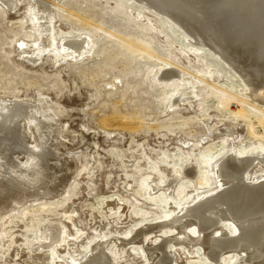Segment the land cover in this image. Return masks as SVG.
I'll return each mask as SVG.
<instances>
[{
  "label": "rangeland",
  "instance_id": "1",
  "mask_svg": "<svg viewBox=\"0 0 264 264\" xmlns=\"http://www.w3.org/2000/svg\"><path fill=\"white\" fill-rule=\"evenodd\" d=\"M52 1L56 3L54 32L91 36L93 50L88 56L73 61L48 52L30 58L35 52L27 12L31 0H18L16 8L0 5V99L26 101L33 115L40 105L50 121L46 127L51 125L54 131V138L48 141L51 180L45 190L43 185L26 182L24 154H12L10 168L23 185L15 194L19 201H0V234L4 238L0 236V264H41L47 253L45 234L61 227L64 242L53 247L44 264H61L71 255L79 260L91 254L97 240L109 242L108 251L116 264H147L143 251L140 259L129 250L116 253L121 239L167 217L169 206H162L158 198L151 201L148 185L181 172L170 200L174 208L181 199L190 201L193 196L186 194V187L190 194L196 190L193 185L201 187L200 181L207 180L206 185L213 189L217 183L211 170L222 153L232 151L234 145L252 150L264 146V106L255 103L260 108L257 111L238 102L234 97L240 94L234 85L232 94L209 89L208 99L173 107L178 81L163 84L157 74L167 65L183 69L189 72L185 84L192 87L196 82L193 72L200 66L187 58L174 23L151 10L145 13L131 0ZM202 55L229 81L241 83L236 77L232 80L226 65ZM27 125V120L19 121L24 140L33 145ZM228 129L234 131L233 140L223 142L220 133ZM189 163L200 168L192 183L181 176ZM168 182L158 185L161 189L156 196L164 197ZM184 193L186 197L179 199ZM133 209L138 213L129 215ZM143 212L153 217L147 218ZM123 231L133 233L124 235ZM175 234L173 229L163 228L153 244ZM170 250L185 252L186 248L171 244ZM234 257V252L225 253L220 264H233ZM176 264L215 263L196 249L186 259L182 255Z\"/></svg>",
  "mask_w": 264,
  "mask_h": 264
},
{
  "label": "bare ground",
  "instance_id": "2",
  "mask_svg": "<svg viewBox=\"0 0 264 264\" xmlns=\"http://www.w3.org/2000/svg\"><path fill=\"white\" fill-rule=\"evenodd\" d=\"M131 1L136 2L145 13L151 10L174 23L173 27L179 33V38L183 40L186 47L185 53L188 52L187 58L191 59V63L200 65H198L199 67L194 66L196 73L193 72V78L196 82L192 87L185 84L188 81L185 75L189 72L183 69L167 65L168 67H162L159 71L157 80L160 83L169 84L178 81L180 86L176 95L171 99V106H181L188 101L195 103L204 101L208 97L209 89L232 94L235 85L237 94L239 93L240 96L235 93L234 98L238 102L243 101L248 106L260 111L256 105L258 102V105L264 106V0ZM17 2L18 0H0V5L7 9L16 8ZM54 7H56V3L52 0H31L27 6L35 41V52L30 55V58H37L48 52H54L56 58L72 59L73 61L88 56L93 50L91 36L83 33H61L58 35L54 32ZM135 15L141 17L143 13L136 12ZM202 53L208 55L212 60L226 65L232 80L235 82L237 78L236 81L239 80L241 83L234 84L233 81H229L227 77L216 70L213 64L207 61L206 56ZM29 105L28 102L21 99L10 102L0 99V201L15 198L18 189L23 185V181L18 179V173L14 174L10 168L11 162L14 161L12 154L16 153L15 151L24 154L25 163L30 164L33 159L38 162V167L31 164V168L23 167L24 171H27V181L25 179L27 183L35 182L34 184L39 186L43 185L42 188L45 190L48 181L51 180L48 177L47 160L52 150L48 141L52 139L51 137L54 138L52 136L54 131L52 133L53 129L50 130L51 125L46 127L50 121L46 113L42 112L40 105L36 104L38 106L33 110L34 115L33 112H30L32 108L28 110ZM27 111L33 117L29 116L31 114H28ZM21 119L27 120L28 131L34 140L33 145H28L24 140L19 127ZM205 122H208V119H205ZM233 135L232 129L220 133L223 142L233 140ZM184 168L181 176L190 179L192 183L200 171L199 166L189 163ZM211 172H213L217 185L210 189V186L206 185L207 180H201L199 183L201 187L193 185L196 190L190 194H188L189 188L186 187L188 192L185 193L193 196L190 197L191 199L188 198L190 201L181 199L179 203H176L178 207L175 208L170 200L177 181L181 180L178 177L181 172L178 171L173 177L162 179L157 185H148V190L153 196L151 201L154 202L158 198L162 206L170 207L166 212L167 217L163 218V222L147 225V229L144 228L145 226L142 227L143 230L139 228L141 231L138 230L139 232L132 237L126 236L128 238L121 239L124 240L123 242L118 241L120 247L117 250V256L129 250L128 252L133 257L140 259L142 258L141 251H143L147 264H176L181 261L182 255L186 259L193 255L196 249H199L205 259L212 260L215 264H220L222 256L229 252L235 253L233 264H264L263 144L260 148L255 146L253 150L250 147L234 145L232 151L221 154L214 163ZM166 181L169 182L166 186L167 189L163 190L164 197L156 196L157 191L161 189L158 185ZM185 193L178 195V198L186 197ZM15 199L19 201L17 198ZM172 210L182 213L181 215L174 214L171 213ZM137 213L133 209L129 215ZM143 215L147 218L153 217L148 212H143ZM53 227L55 226L53 225ZM61 228L51 229L49 233L45 234L44 248L47 253L44 254L41 264H44L48 256L51 257L54 246L63 244L65 234ZM163 228L173 229L176 232L175 236L162 238L158 241L159 243L153 244L158 232L161 235ZM95 232L100 236V231L96 230ZM131 233L133 232L127 231L123 234L130 235ZM1 234L0 236H2ZM153 234L156 235L150 237ZM181 235L183 236L181 237ZM171 244L184 246L186 251L173 252L170 250ZM108 245H110L108 241L97 240L90 255H85L79 260L71 258L72 255L64 257L65 261L61 259V264H116L112 254L108 251ZM85 248L88 249V247ZM59 252L64 251L59 250ZM128 259L131 260V258Z\"/></svg>",
  "mask_w": 264,
  "mask_h": 264
},
{
  "label": "clouds",
  "instance_id": "3",
  "mask_svg": "<svg viewBox=\"0 0 264 264\" xmlns=\"http://www.w3.org/2000/svg\"><path fill=\"white\" fill-rule=\"evenodd\" d=\"M30 164H31L32 166H36V167L39 166L37 160H35V159H33V160L30 162ZM30 164H29V163H25V164L22 165V167H24V168H31V167H30Z\"/></svg>",
  "mask_w": 264,
  "mask_h": 264
}]
</instances>
